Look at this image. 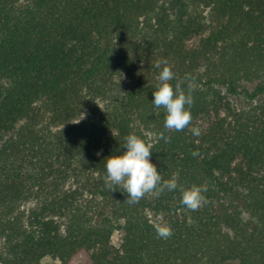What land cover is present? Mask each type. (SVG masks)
<instances>
[{"label":"trees","instance_id":"obj_1","mask_svg":"<svg viewBox=\"0 0 264 264\" xmlns=\"http://www.w3.org/2000/svg\"><path fill=\"white\" fill-rule=\"evenodd\" d=\"M162 60L195 85L182 131L151 103ZM129 134L177 190L132 204L106 187ZM193 185L208 189L196 210ZM79 254L264 264V0H0V264Z\"/></svg>","mask_w":264,"mask_h":264},{"label":"clouds","instance_id":"obj_2","mask_svg":"<svg viewBox=\"0 0 264 264\" xmlns=\"http://www.w3.org/2000/svg\"><path fill=\"white\" fill-rule=\"evenodd\" d=\"M156 68L159 70L158 83L156 91L152 93L151 103L157 108L165 109V128L182 131L192 120L193 96L191 93L195 85L193 82H189L187 92H185L181 87L183 82H178L175 85L169 83L174 79L175 74L166 60L157 62ZM199 134V130L194 128L193 135L198 136ZM160 138L168 142V138L164 137L162 133ZM123 149L122 154L110 155L104 160L106 187L110 191H114L115 186L120 185L123 192L127 194L126 201L135 204L146 193H152L158 197L165 189L169 192L178 189L176 174H173L171 179L161 182L160 172L151 162V145H147L135 134H129L125 137ZM207 190L205 185H193L189 189L181 188V203L191 210H196L202 202H207L203 195ZM156 232L159 237L167 238L171 235V228L167 224H158Z\"/></svg>","mask_w":264,"mask_h":264},{"label":"rangeland","instance_id":"obj_3","mask_svg":"<svg viewBox=\"0 0 264 264\" xmlns=\"http://www.w3.org/2000/svg\"><path fill=\"white\" fill-rule=\"evenodd\" d=\"M197 39L194 38L192 39V41L189 43L190 46H194L196 43ZM120 237H121V233L120 232H114L112 234L111 237V243L114 246H118L119 242H120ZM85 260V255L84 254H79L77 257H75V259L70 263V264H83ZM43 264H56L55 261L50 260L49 258H45L42 262ZM229 264V263H227Z\"/></svg>","mask_w":264,"mask_h":264}]
</instances>
